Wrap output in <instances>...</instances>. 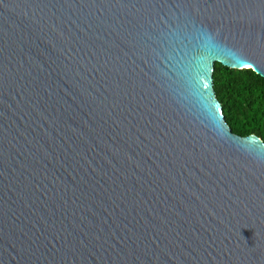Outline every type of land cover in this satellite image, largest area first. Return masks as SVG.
<instances>
[{"label":"water","instance_id":"95a60500","mask_svg":"<svg viewBox=\"0 0 264 264\" xmlns=\"http://www.w3.org/2000/svg\"><path fill=\"white\" fill-rule=\"evenodd\" d=\"M216 62L264 78V0H0V264H264Z\"/></svg>","mask_w":264,"mask_h":264},{"label":"trees","instance_id":"16d2710c","mask_svg":"<svg viewBox=\"0 0 264 264\" xmlns=\"http://www.w3.org/2000/svg\"><path fill=\"white\" fill-rule=\"evenodd\" d=\"M213 91L233 133L255 135L264 143V78L250 69L214 64Z\"/></svg>","mask_w":264,"mask_h":264}]
</instances>
